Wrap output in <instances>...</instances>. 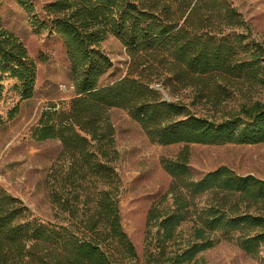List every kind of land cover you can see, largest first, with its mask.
Here are the masks:
<instances>
[{
    "label": "trees",
    "instance_id": "obj_1",
    "mask_svg": "<svg viewBox=\"0 0 264 264\" xmlns=\"http://www.w3.org/2000/svg\"><path fill=\"white\" fill-rule=\"evenodd\" d=\"M235 18L218 0H53L33 15L34 27L61 41L75 94L66 108L44 112L32 134L36 142L61 145L67 165L53 202L65 218L39 223L0 188V264H194L223 238L245 254L258 252L264 181L225 167L193 180L188 146L264 145V103L247 101L215 122L154 89H192L215 105L239 86L264 90V48L210 29L212 21L241 26ZM108 37L124 48L128 68L122 79L100 87L112 68L100 47ZM35 72L23 43L0 25V101L7 81L20 102L31 99ZM111 109L125 111L149 143L183 146L162 162L171 182L146 214L142 260L121 227Z\"/></svg>",
    "mask_w": 264,
    "mask_h": 264
},
{
    "label": "rangeland",
    "instance_id": "obj_2",
    "mask_svg": "<svg viewBox=\"0 0 264 264\" xmlns=\"http://www.w3.org/2000/svg\"><path fill=\"white\" fill-rule=\"evenodd\" d=\"M52 1L0 0V25L23 43L36 67L31 99L20 102L12 81H7L4 87L0 101V188L20 201L33 219L50 225L65 218L64 214H58L53 201L67 163L61 157L62 148L57 140L36 142L32 134L44 112L50 107L66 108L75 98L61 41L34 27L32 22L33 15H40ZM218 3L234 9L235 20L242 23L237 27L212 21L210 29L220 33L219 38L242 35L246 37L244 43L264 48V0H218ZM26 5L32 6L31 13ZM100 47L112 65L99 81V86L104 87L126 75L128 59L124 48L113 37H108ZM163 92L169 102L179 103L192 115L215 122L237 113L247 101L264 103V90L250 85L229 90V96L216 105L198 99L192 89L175 93L163 89ZM108 120L114 131L113 167L117 174L115 187L121 227L142 260L146 214L166 194L171 182L162 162L173 160L183 146L162 147L149 143L123 110L111 109ZM188 151V170L193 180L225 167L237 176L250 175L264 181V145H189ZM204 199L198 200L200 204ZM78 208L81 213L82 206ZM188 227L185 224L181 229L186 232ZM194 264H264V245L256 254L249 255L233 239L223 238L200 252Z\"/></svg>",
    "mask_w": 264,
    "mask_h": 264
},
{
    "label": "water",
    "instance_id": "obj_3",
    "mask_svg": "<svg viewBox=\"0 0 264 264\" xmlns=\"http://www.w3.org/2000/svg\"><path fill=\"white\" fill-rule=\"evenodd\" d=\"M154 89L156 91H158L163 96V98H164L165 101H167V102L169 101L167 94L163 92V89H162L161 86H155Z\"/></svg>",
    "mask_w": 264,
    "mask_h": 264
}]
</instances>
